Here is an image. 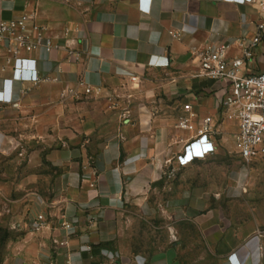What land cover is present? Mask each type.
<instances>
[{
  "label": "crops",
  "instance_id": "1",
  "mask_svg": "<svg viewBox=\"0 0 264 264\" xmlns=\"http://www.w3.org/2000/svg\"><path fill=\"white\" fill-rule=\"evenodd\" d=\"M28 12L60 48L26 56L40 72L58 67L56 81L18 83L0 63V264H232V255L264 264V231L200 213L208 200L173 183L193 161L191 134L177 128L184 105L218 119L229 91L225 81L197 77L198 49L225 42L230 58L241 57L237 41L249 44L264 10L250 0H0V22ZM263 71L264 39L243 72ZM80 79L93 94L62 99ZM237 133L223 122L216 148L235 151ZM15 142L54 144L19 168ZM43 159L53 174L30 180L32 161ZM39 213L47 226L35 232ZM62 216L76 220L68 235ZM142 221L165 223L146 246Z\"/></svg>",
  "mask_w": 264,
  "mask_h": 264
},
{
  "label": "built area",
  "instance_id": "2",
  "mask_svg": "<svg viewBox=\"0 0 264 264\" xmlns=\"http://www.w3.org/2000/svg\"><path fill=\"white\" fill-rule=\"evenodd\" d=\"M264 10V0H250ZM174 37L176 33H171ZM264 39V18L256 26V32L249 44L242 39L237 41L241 48L242 56L230 58L229 43L207 42L198 49L197 56L199 70L197 77L211 81H225L229 84V91L223 101V111L218 119L205 117L199 119L193 112L190 104L184 105L185 115L177 123V128L190 133L185 145L186 151L191 154V159L205 157L215 151L216 138L225 121L236 123L238 133L236 136L235 151L245 162L255 160L264 161V71L256 74L245 75L243 70L247 60L254 57L255 48ZM60 46L53 37L48 36L47 28L36 21L35 12L23 13L18 18L0 22V63L1 67H11L13 82L18 83H46L56 81L51 73L58 66L51 63L46 72H40L37 59L27 56L42 51L51 52ZM27 55V56H26ZM73 57L79 54L72 53ZM28 67L29 71L24 68ZM5 89V81L0 91ZM81 94L90 96L93 89L84 80L80 79L73 84H68L61 92L62 99L79 98ZM181 160V158H180ZM177 171L169 169L167 176L175 177ZM93 218L90 222L93 223ZM76 220L68 221L62 216L61 228L68 235L74 228ZM32 231L38 232L47 226L45 213H39L30 222ZM231 263L237 264L232 258Z\"/></svg>",
  "mask_w": 264,
  "mask_h": 264
},
{
  "label": "rangeland",
  "instance_id": "3",
  "mask_svg": "<svg viewBox=\"0 0 264 264\" xmlns=\"http://www.w3.org/2000/svg\"><path fill=\"white\" fill-rule=\"evenodd\" d=\"M53 144V142H30L27 145L15 142L13 150L19 157L18 167L29 163V155L33 151L45 146V152L48 153ZM36 163L32 161L30 180L38 177V173L42 171L49 175L53 174L54 169L46 159H43V164ZM21 173L11 176L17 180ZM182 181L185 182V190L203 195L208 200V207H198L200 213L209 211L222 214L225 219L223 225L237 227L248 225L264 231V161L255 160L247 163L232 148L219 145L211 154L194 159L182 167L173 183L181 185ZM184 228L192 229L189 226ZM141 229L148 232L140 239L142 245L146 246L159 238L150 234V230H165V223L142 221ZM2 231L4 229L0 227V235Z\"/></svg>",
  "mask_w": 264,
  "mask_h": 264
}]
</instances>
